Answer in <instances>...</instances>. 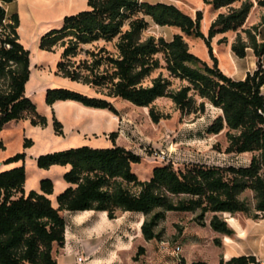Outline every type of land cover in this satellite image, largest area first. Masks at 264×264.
Here are the masks:
<instances>
[{
    "label": "trees",
    "instance_id": "1",
    "mask_svg": "<svg viewBox=\"0 0 264 264\" xmlns=\"http://www.w3.org/2000/svg\"><path fill=\"white\" fill-rule=\"evenodd\" d=\"M0 0V131L10 121L29 118L32 126H46L25 95L30 76V53L19 42L17 13L8 15ZM218 12L207 35L201 30L202 10L194 17L174 4L141 0H87V9L66 15L59 28L44 33L38 43L42 51L60 49L55 74L92 89L88 95L65 87L48 88L44 101H74L85 107L105 109L118 116L110 99H120L148 109L152 123L168 119L154 102L169 99L181 115L199 116L206 103L219 110L206 130L217 135L223 130L226 154L251 153L249 164H190L175 169L172 164L156 165L148 179L141 180L132 165L142 158L115 144L111 132L109 148L80 146L36 158L39 169L69 166L62 179L67 187L57 195L54 207L48 198L53 182L42 179L40 192L24 191V163L0 172V264H56L53 247L63 248L65 219L61 212H106L109 220L118 212L140 213V231L148 242L160 240L157 231L167 212L191 213L193 221L208 225L218 234L235 232L223 213L243 214L253 220L264 216V41H258V25L243 28L254 5L264 8V0H202ZM238 4V6H235ZM149 21L160 27L179 30L170 40L153 35L143 37ZM235 32L230 51L245 58L251 50L256 68L234 80L218 67L211 40L219 34ZM244 34V37L241 34ZM185 37L204 42L212 65L190 52ZM226 42L222 38L218 43ZM157 73L156 76H153ZM166 73V75H164ZM174 81L179 84L173 87ZM199 100V101H198ZM54 131L62 135V124L53 117ZM32 142L24 140V147ZM25 160L16 153L3 164ZM220 246V241L214 239ZM138 246L133 260L143 255ZM181 264H184L181 261ZM191 264H208L196 261ZM218 264H260L253 255L221 259Z\"/></svg>",
    "mask_w": 264,
    "mask_h": 264
},
{
    "label": "rangeland",
    "instance_id": "2",
    "mask_svg": "<svg viewBox=\"0 0 264 264\" xmlns=\"http://www.w3.org/2000/svg\"><path fill=\"white\" fill-rule=\"evenodd\" d=\"M141 1L174 4L192 17H194L196 10H202L201 30L205 35H207L209 25L216 14L225 11V9L214 11L210 5H205L202 0ZM235 6H238V4H235ZM85 9H87V4ZM5 11L8 15L17 13L19 19L18 29L20 30V34L18 33L19 40L25 46L24 48L29 51L30 60L39 65L32 72L38 85H35L34 79L32 84L29 85V89L27 85L26 92L30 96L36 110H45L47 112L46 115H43L46 117V126L39 127L40 132L38 130H25V128L21 127L9 129L7 131V151L11 153L19 149L20 145H22L20 137H23L22 139L24 140L29 138L28 140L31 139L33 141L26 147L22 146V149H30L31 154L43 151L44 147L46 149L60 147L62 142H69L63 134L57 135L55 133L53 117L57 120L58 118L55 116L53 109L47 111L48 105H46L44 97L46 89L64 87V81L68 79L55 74V65L59 58L60 49H57L54 53L42 51L38 47V39L47 31L61 26L62 12L59 11L56 3L52 2V0H14L8 6L6 5ZM57 18H59L58 21L56 20ZM263 18L264 8L254 5L243 28L246 29L258 25ZM258 31V41H264V24L259 27ZM176 33H179L176 28L160 27L149 21L143 37L153 35L155 37L162 36L164 39L170 40L172 35ZM241 35L244 37L243 33ZM235 37V32L216 35L211 40V47L214 56L218 60V67L234 80H240L245 77L247 72H252L256 68V59L252 55L251 50L247 51L245 58L240 59L234 56L230 51V44ZM222 38H225L226 42L218 43ZM185 41L189 46L190 52L212 65L207 48L202 40L185 37ZM156 74L154 73L153 76H156ZM178 84L177 81H174L173 87H177ZM78 90L88 95H96L92 89L86 86L83 88L79 87ZM261 93L264 95V86L261 88ZM112 102L118 111L117 118L122 129L121 138L123 142L128 144L142 158L140 164L133 166L134 173L141 180L149 178L154 166L168 163L172 164L175 169L190 164L210 166H246L249 164L251 153L239 155L224 153L227 145L224 130L217 135L206 133L212 121L221 114L208 103H206L205 112L199 116H194L193 114L181 115L169 99L160 98L154 102V106L160 113L167 114L169 118L154 124L148 116L147 108L146 110L141 109L142 107L136 108L120 99H112ZM58 111L63 117H69L64 107L61 110L58 109ZM110 114L112 113L110 112ZM48 128L52 132L51 134L47 132ZM26 133L30 136L23 135ZM22 152L25 153L23 150L19 153ZM161 155H164L165 158L163 162L158 159V156ZM64 216L69 222L71 221L72 216L70 214ZM210 216V214H207L205 226H200L193 221L194 215L191 213H168L157 228V231L162 234L160 240H152L146 243L134 239L136 220L139 216L125 214L115 223L119 228L112 239V245H110V238L103 230L101 235L94 236V244L100 246V255L106 256L108 259L102 264H110L108 258L111 254L110 246L112 247L113 256L117 259L119 257L121 264H181V261L184 264H191L196 261L218 264L228 254L237 256L255 250L254 238L258 235L257 231H264L263 222L258 225V219L247 221L246 216L240 213L232 216L229 214H226V216L222 215L229 226L235 228L237 232L241 227L238 224L240 222L242 225L244 223L243 228L246 231L253 234L247 235V239L242 243L234 236L229 243L224 239L225 243L221 235L214 233L210 229L208 225ZM214 239L220 241V246L214 244ZM74 242L77 245L79 244V242L72 240V243ZM139 245L144 246L145 252L134 261L133 257ZM176 246L180 247L179 252L174 251ZM54 249L58 250L57 247H54ZM79 256H82L81 252ZM261 262L264 264V260H261Z\"/></svg>",
    "mask_w": 264,
    "mask_h": 264
},
{
    "label": "crops",
    "instance_id": "3",
    "mask_svg": "<svg viewBox=\"0 0 264 264\" xmlns=\"http://www.w3.org/2000/svg\"><path fill=\"white\" fill-rule=\"evenodd\" d=\"M52 2H55L56 6L59 8V11L62 12V19L66 15L75 14L79 11L84 10L87 4V0H52ZM9 4H7V6ZM62 19H61V22H62ZM17 32L20 34L19 29H17ZM19 42L21 43V40H19ZM38 42H39V39H38ZM23 47L25 46L23 45ZM60 51L61 50H59V53ZM38 66L39 65L36 62L33 63L32 60H30V67H29L30 76H29L28 82L25 85V95L30 100L31 98L26 92L27 85L29 89V85L33 79V76L35 79V85H38L35 75L34 74L32 75L33 70L35 69V67H38ZM64 87L79 91L78 90L79 87L83 88L85 86L78 84L76 82H70L68 80H65ZM110 101L112 102V99H110ZM63 107L65 108L66 114H68L69 116V117H66L67 119L63 117L58 111V109L61 110V108ZM46 109L47 111L51 109L54 110L55 116L62 123L63 136L67 137L66 140L69 143L62 142L61 146L57 148L46 149V147H44L43 151L37 154H31L30 149H22V146H24V139H22L23 137H20V141L22 145H20L17 151H13L9 153L7 151V147H8L7 131L9 129L21 127V128H25V130H33V131L38 130L40 132L39 126H32L30 124V120L28 117L22 120H18V121H10L0 131V144H1L0 172L9 170L15 167H19L24 163V167L26 171L24 191L26 193H28L31 190L40 192V187H39L40 181L42 179H50L53 182L54 186H53L52 194L48 195V198L50 199L52 205L56 207L57 206V203H56L57 195L61 193L67 187V184L63 181L62 176L66 171H68L69 166L53 165L49 169H39L36 165V158L39 155L52 153L55 151L66 150L70 148H76L80 146H89L91 148H109L113 146V143L109 139V134L111 132H117L118 134L115 140L116 145L124 147L127 150H131V151L133 150L128 144L123 142L121 138L122 129L119 126V123H118L119 121H118L117 116L110 114L108 110L85 107L74 101H56L51 106H48ZM37 112L41 115L47 114L45 110L44 111L37 110ZM47 132L50 134L52 133L49 128L47 129ZM42 133H44V131H42ZM23 135L27 137L30 136L28 133L23 134ZM26 139H29V138H26ZM30 141L33 142L31 139ZM21 150H23L26 154L24 162L18 161V162H14L11 164H3V162L7 158L15 155L16 153H19ZM133 166L134 165H132V169H133ZM168 213H173V212H167L166 214ZM61 214L64 217L65 224H66L65 225V243H64V247L58 248V250L54 249L55 246L53 247L52 255L54 259L56 260V264H83V263L91 264L92 261H94L95 264H102L104 261H108L106 256L100 255L99 253L100 246L99 245L96 246V244H94V236L101 235L102 230H103L105 231L106 235L110 238V242H111L110 245H112L113 244L112 239L114 235L116 234L117 229L119 228V226H117L115 223L116 221L120 219V217H122L125 214L138 215L139 218L136 220V224L140 223L139 226H141V223L144 218L143 215L140 213H130V212H118L117 218L112 219V220H109L107 218L106 212H100V211H80V212L63 211L61 212ZM66 214H70L72 216V219L70 222L64 216ZM82 214L86 216H83V218H77V217H76L77 219L75 218V215H82ZM226 214L228 213H223L222 215L226 216ZM246 218H247L246 219L247 221L253 220L248 217ZM258 222H259L258 225L261 222L264 223V216L260 217L258 219ZM238 224L243 228L244 223L242 225V223L238 222ZM139 226L135 227L134 239L139 240V242L141 241L146 242L141 235ZM257 227H256V231H257ZM232 229L235 232L233 236L240 243H242L243 241H245V239H247L248 237L247 235L251 234V232L246 231V229L244 228H243L245 230L244 235H239V233L237 232L235 228H232ZM257 233L258 235L255 236L254 238L255 250H251L247 254H242V255H253L255 256L256 260L260 262V264H262L261 260H264V231L262 232L257 231ZM218 235H221V234H218ZM221 236H222L223 241L224 239H226V237H228L224 235H221ZM232 237H228L229 240H231ZM72 240L79 242V244L77 245L76 242L72 243ZM109 248L111 250V254L108 257L110 264H121L122 262L119 259V257H118L119 259L118 260L117 258L113 256L112 247L110 246ZM80 252L82 256H79ZM228 255L229 256H225L224 259H228L230 257L236 256L232 254H228ZM77 257H82L81 263L77 261Z\"/></svg>",
    "mask_w": 264,
    "mask_h": 264
},
{
    "label": "bare ground",
    "instance_id": "4",
    "mask_svg": "<svg viewBox=\"0 0 264 264\" xmlns=\"http://www.w3.org/2000/svg\"><path fill=\"white\" fill-rule=\"evenodd\" d=\"M57 21L59 20V18H57L56 19ZM207 25V24H206ZM205 25V26H206ZM39 52V51H38ZM34 80V76H33V79H32V81ZM32 81H31V83L30 84H32ZM126 102V101H125ZM126 103H128V102H126ZM128 104H130V103H128ZM130 105H132V104H130ZM133 106V105H132ZM133 107H135V106H133ZM136 108H139V107H136ZM141 109H143V110H146V108H141ZM83 216H86V215H84V214H82V215H75V218L77 217V218H83ZM76 218V219H77ZM141 222V221H140ZM259 223V222H258ZM140 225V223H137L136 224V226L138 227ZM140 227V226H139ZM238 233H239V235H244L245 234V230L242 228V227H240L239 228V230H238ZM251 235H253V234H251ZM140 236V235H139ZM249 236V235H248ZM242 239V238H241ZM226 240H227V243H229L231 240H229V238L228 237H226ZM231 243H233V242H231ZM238 247V246H237ZM229 256V255H228ZM91 264H94V261H92L91 262Z\"/></svg>",
    "mask_w": 264,
    "mask_h": 264
},
{
    "label": "built area",
    "instance_id": "5",
    "mask_svg": "<svg viewBox=\"0 0 264 264\" xmlns=\"http://www.w3.org/2000/svg\"><path fill=\"white\" fill-rule=\"evenodd\" d=\"M158 159H159L160 162H163L165 160L164 155L158 156ZM174 251L175 252H179L180 251V247L179 246H176L175 249H174ZM77 261L79 263H81L82 262V257H77Z\"/></svg>",
    "mask_w": 264,
    "mask_h": 264
}]
</instances>
